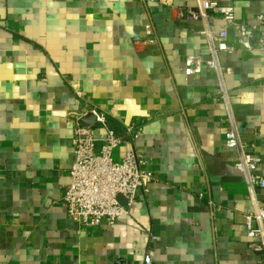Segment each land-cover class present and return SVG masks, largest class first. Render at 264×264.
<instances>
[{
    "label": "crops",
    "instance_id": "1",
    "mask_svg": "<svg viewBox=\"0 0 264 264\" xmlns=\"http://www.w3.org/2000/svg\"><path fill=\"white\" fill-rule=\"evenodd\" d=\"M222 3L241 23L264 15V0ZM195 4L0 0V264H261L217 74H185L187 56L209 58L203 24L181 14ZM220 59L233 68L224 84L237 130L264 163V58L241 49ZM85 108L118 134L141 124L134 147L156 175L114 229L82 226L63 206Z\"/></svg>",
    "mask_w": 264,
    "mask_h": 264
},
{
    "label": "built area",
    "instance_id": "2",
    "mask_svg": "<svg viewBox=\"0 0 264 264\" xmlns=\"http://www.w3.org/2000/svg\"><path fill=\"white\" fill-rule=\"evenodd\" d=\"M142 4L155 3L157 0H138ZM194 7L181 8V14L187 21L201 22L202 34L206 39L209 58L190 55L185 58V74L199 75L203 66L215 70L219 82L220 98L227 106L224 120V136L228 148L237 153L235 167L244 174L248 195L252 206L244 215L249 248L260 255L264 264V204L259 195L264 193L263 160L255 152L253 145L243 141L235 125L231 108V98L224 84V76L233 72L232 67L221 64V55L233 54L238 50L255 52L264 58V15H259L251 24L238 22L233 6L222 3V0H195ZM221 25L214 29V19ZM153 24L146 26V33L153 35ZM233 38L235 45L229 40ZM79 96L82 93L78 92ZM93 114L95 124L89 127L79 125L81 118ZM102 130L99 137L97 131ZM142 134V125L133 123L127 126L122 134L116 133L109 124L106 114L95 109L85 108L76 115L72 138L74 162L68 171L69 184L65 187L63 206L68 216L82 226L100 229L107 226L114 229L117 222L128 215L135 204L139 192L147 191L148 186L156 180L151 169V160L139 154L134 142ZM98 142H101L98 145ZM127 143L130 148L122 160H116L114 152ZM125 200V204L120 199ZM220 207L213 208L219 210ZM146 262H151L146 257Z\"/></svg>",
    "mask_w": 264,
    "mask_h": 264
},
{
    "label": "water",
    "instance_id": "3",
    "mask_svg": "<svg viewBox=\"0 0 264 264\" xmlns=\"http://www.w3.org/2000/svg\"><path fill=\"white\" fill-rule=\"evenodd\" d=\"M96 122V117L93 114H89L88 116H85L80 119L79 125L82 127H89Z\"/></svg>",
    "mask_w": 264,
    "mask_h": 264
}]
</instances>
